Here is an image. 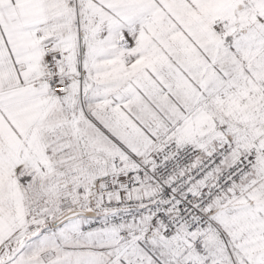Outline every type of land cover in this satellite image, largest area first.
Segmentation results:
<instances>
[{
  "label": "snow or ice",
  "instance_id": "6c2138e0",
  "mask_svg": "<svg viewBox=\"0 0 264 264\" xmlns=\"http://www.w3.org/2000/svg\"><path fill=\"white\" fill-rule=\"evenodd\" d=\"M0 264H264V0H0Z\"/></svg>",
  "mask_w": 264,
  "mask_h": 264
}]
</instances>
